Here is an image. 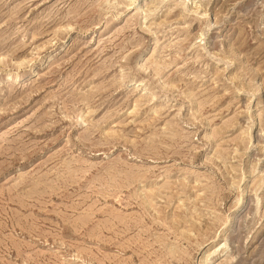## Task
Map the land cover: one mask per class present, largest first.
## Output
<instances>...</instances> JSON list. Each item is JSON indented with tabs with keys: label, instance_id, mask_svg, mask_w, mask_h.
<instances>
[{
	"label": "rangeland",
	"instance_id": "obj_1",
	"mask_svg": "<svg viewBox=\"0 0 264 264\" xmlns=\"http://www.w3.org/2000/svg\"><path fill=\"white\" fill-rule=\"evenodd\" d=\"M207 262L264 264V0H0V264Z\"/></svg>",
	"mask_w": 264,
	"mask_h": 264
},
{
	"label": "bare ground",
	"instance_id": "obj_2",
	"mask_svg": "<svg viewBox=\"0 0 264 264\" xmlns=\"http://www.w3.org/2000/svg\"><path fill=\"white\" fill-rule=\"evenodd\" d=\"M203 35H204V34H203ZM257 198H258V197H257ZM240 205H242V204H240ZM185 233H187V232H185ZM203 264H204V263H203ZM206 264H210V263L207 262Z\"/></svg>",
	"mask_w": 264,
	"mask_h": 264
}]
</instances>
